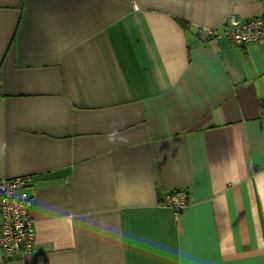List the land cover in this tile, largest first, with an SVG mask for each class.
I'll return each mask as SVG.
<instances>
[{
	"label": "crops",
	"instance_id": "obj_1",
	"mask_svg": "<svg viewBox=\"0 0 264 264\" xmlns=\"http://www.w3.org/2000/svg\"><path fill=\"white\" fill-rule=\"evenodd\" d=\"M231 15L264 0H0V177L36 228L0 264H264V41L198 33Z\"/></svg>",
	"mask_w": 264,
	"mask_h": 264
},
{
	"label": "built area",
	"instance_id": "obj_2",
	"mask_svg": "<svg viewBox=\"0 0 264 264\" xmlns=\"http://www.w3.org/2000/svg\"><path fill=\"white\" fill-rule=\"evenodd\" d=\"M198 33L209 43L225 37L235 43L264 41V16L239 19L231 15L221 31L200 28ZM264 115V98L261 100ZM28 177H0V249L5 259L26 257L36 251V228L30 209L33 198L28 187ZM188 189H176L167 193L162 201L180 214L189 204Z\"/></svg>",
	"mask_w": 264,
	"mask_h": 264
}]
</instances>
